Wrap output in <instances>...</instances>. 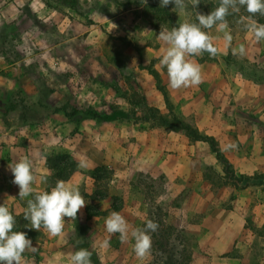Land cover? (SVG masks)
Segmentation results:
<instances>
[{"label":"crops","instance_id":"0c3cea01","mask_svg":"<svg viewBox=\"0 0 264 264\" xmlns=\"http://www.w3.org/2000/svg\"><path fill=\"white\" fill-rule=\"evenodd\" d=\"M28 1L34 2V0H0V26L10 23L15 26L4 31L9 38L7 45L0 40V205L5 204L9 207L16 217L17 224L14 230L26 232L32 245L37 248L35 253L25 252L26 258L33 264H71L70 257L76 251L75 245H77L76 227H84L82 225L84 219L103 214L101 209L112 207L114 204L112 200L117 196L122 198L123 204L115 205L118 208L113 212H121L125 206V196L133 207L138 205V201L132 196L138 195L140 187L130 181L138 173H146L151 178L160 175L166 179L193 178L196 181L191 192L193 199L195 196L198 198L200 196L205 207L208 203L211 205V183L204 180L203 171L207 166L215 167L217 159L205 142L191 139L182 130H168L151 120L149 126L139 128V123L132 117L116 118V115L122 113L119 110L107 107L101 110L96 107L82 108L81 106L88 99L87 93L74 96L73 100L77 99L80 102L78 104L81 105L76 104L77 116L74 114L69 117L58 104L65 96L63 89L57 86L52 89L50 86L48 95L41 94L37 80L44 85L49 84L53 79L58 81L56 78L58 76L52 75L55 70L52 66L55 64L60 68L73 66L74 59L71 54L76 49L69 44L71 36L66 25L56 26L57 37L53 40L46 37L45 29L34 23V19H42L41 8L30 9L26 5ZM38 6H43V2L38 1ZM48 11L54 14L53 19L57 20L55 10L48 8ZM85 30L88 32L87 37L94 31L87 27ZM222 39L220 37L214 40L221 60L210 58L199 62L195 58L202 66L203 75V82L198 86L180 90H173L169 86L166 68L159 64L165 48L162 41L155 47H145L148 58L142 57L141 61L144 64L152 60V67L158 71L173 104V111L184 120L191 119L199 130L215 138L222 154L237 170L236 175H250L254 171L264 173V155L258 151L260 143L257 140V138L262 140L261 131L264 127V83H255L249 78L243 79L238 76L234 71V64L226 63L222 59L229 51V47ZM259 43L251 32L245 30L237 36L232 45L237 47L243 44L248 58L250 55L256 57L255 52L260 54V58H264V45L257 47ZM252 47L255 48L253 51ZM82 49L86 50V47L83 46ZM59 57L63 60L54 64L53 62ZM136 64L138 65L139 61ZM18 65L22 67L33 65L37 69L36 73L17 74L15 70ZM143 70H146L143 77L145 81L138 78L126 79L128 81L125 84L129 86L127 95L131 96L132 93L139 92L143 95L147 106L156 108L160 114L167 116L162 94L156 88L153 76L145 67ZM15 86L20 88V99L12 91ZM100 97L99 93L98 98ZM247 102L253 103L252 112L256 114L255 119L259 123L256 125L249 118H243L244 123L247 124L243 127L244 125L238 120L241 111L235 110L239 108L238 105ZM62 105L66 106L67 111L70 110L66 101ZM245 138L250 139L247 141L248 145L254 146L255 151L252 156L245 150L239 151L240 145L236 144L237 141L243 144L247 140ZM229 144H235L237 147L227 149L226 146ZM59 154H67L77 163L76 169L66 179H58L55 170L47 163V159L54 161ZM239 154L241 159L238 158ZM25 156L33 162L38 178L35 185L37 191H50L58 180L78 186L80 189L86 183L83 192L87 199L95 204L89 206L86 204L78 212L75 221L65 217L64 231L58 237L50 236L43 228L38 232L18 227V218L23 216L27 206L26 201L32 197L23 200L19 198V187L12 183L14 177L9 165ZM99 166L111 170L107 178L109 188L105 191L93 185L100 181H95L92 177L93 170ZM40 176H46L47 180L51 179L53 183L41 184ZM135 186L136 188L132 189ZM96 204H99L98 209L93 211L91 207H97ZM103 204L105 207L101 206ZM208 209L211 211L209 214L185 225L186 231L196 237L201 248L193 254L196 262L251 264L247 252L243 250L245 242L242 236H239L241 225L236 227L234 232L230 228L234 223L239 224L236 216L240 207L224 212L225 217L232 218V223L229 219L225 223L223 220L219 234H214L216 226L213 228L211 224V218L217 209L214 206H209ZM125 218L129 225L134 227L131 217ZM207 243L208 247H206ZM233 248H236L235 254L229 255ZM64 259H67V263L63 262Z\"/></svg>","mask_w":264,"mask_h":264},{"label":"rangeland","instance_id":"374dc122","mask_svg":"<svg viewBox=\"0 0 264 264\" xmlns=\"http://www.w3.org/2000/svg\"><path fill=\"white\" fill-rule=\"evenodd\" d=\"M38 1H42L43 6L39 7ZM44 1L34 0V2L28 1L26 4L30 9L38 10L41 8L40 15L42 19H34V23L42 26L45 29V36L52 40L57 37L55 34L56 26L66 25L69 30L68 34L71 36L70 43H68L72 44L76 50L71 54L72 59H74V61L72 60L73 66L65 68L56 66L55 63L63 60L62 57L53 62L55 66H52V69L55 70H53L52 75H57L58 81L53 79L49 84L44 85L40 80H37L41 94L48 95L49 87L52 86V89H55L57 86L64 90L65 95L62 98L63 101L58 104L62 105L66 101L70 110H77L76 107L81 104H78L80 102L77 99L73 100L74 96L87 93V96H89L84 105L81 106L82 108L96 107L101 110L103 107H107L122 111L124 115L119 112L120 114L116 115V118L132 117L139 123V128L149 126L151 121H154L147 117V104L143 95L138 92L128 96L129 86H126L125 83L128 78L133 80L138 78L145 81L143 77L146 70H143V68L148 65L151 66L152 60L148 61L149 63L142 64L141 58H148L144 48L155 47L161 42L158 38L160 30H170L172 27H178L183 22L198 23L195 11L202 14H209L210 11L208 5L210 0H200V4L195 10L189 6L186 13L173 11L174 5L170 4L167 7L175 24L158 23L157 26L153 27L142 15L143 4L141 0H78L77 11L66 6L57 10L48 5L54 3L52 0H47L48 4L47 1ZM148 1H157L160 4V0ZM48 8L55 10L58 16L57 20L53 19L55 15L51 14ZM246 12V9L242 7L239 13L230 14L227 17L229 30L233 36L232 43L237 36L245 31L242 18L248 17ZM20 14L22 13L20 12ZM55 20L57 21L56 24ZM245 22L250 21L245 20ZM12 27L15 26L10 23V25L7 24L6 27L0 30V40L4 45L9 42V38L4 31L12 29ZM86 27L90 30L94 29L88 37ZM205 31H209L214 37L223 38V33L217 32L215 28ZM261 45H264V41H260L257 47ZM83 46L86 47V50H81ZM232 47L234 46L232 45ZM253 49L255 48L252 47V51ZM254 56L256 57L250 55V58L246 56L237 58L231 54L229 47L226 57L234 64V71L240 78L245 79L247 76L253 75V77L260 79L261 76H264V72L261 70L264 69V58H260L258 52H255ZM195 58L199 62L210 58L221 60L220 56L213 57L207 52ZM222 59L224 60V57ZM137 61H139L138 65L136 64ZM36 70L33 65L28 67L18 65L15 73L34 75ZM46 73H49V71H46ZM12 91L20 99L19 86L13 87ZM99 93L101 94L100 98H98ZM107 94H110V96ZM74 105L76 106L74 107ZM252 105L253 103H242L235 110L241 111L238 120L244 125L243 127L247 126L243 118H249L256 125L259 123L255 119L256 114L252 112L254 110ZM153 109L158 112V109ZM164 109L167 111L166 107ZM238 120L236 123H238ZM185 121L192 122L191 119ZM261 135L262 140L257 138L260 143L258 151L264 155V127H262ZM245 139L247 140L243 144L238 141L236 144L237 146L240 145L239 151L245 150L252 156L255 151L254 146L247 144L249 138ZM238 158L241 159L240 154ZM233 171L234 176L238 177L240 175L235 174V171H237L235 168H233ZM203 172L204 180L211 183V205H208V203L207 207H205V203L201 202L202 197L195 196V199L192 197L191 192L196 184L193 178L176 177L166 179L162 175L151 178L146 173H138L130 180L137 187H140L138 195L134 194L132 196L138 201V205L133 207L125 196V206L120 213L128 219L131 217L134 227L143 228L149 219L158 224V229L150 233L152 238L151 252L143 260L138 259L133 251L134 240L131 239L122 243L118 233L109 234L106 231L105 220L115 211L113 206L101 209L103 214H99L97 217L84 219L82 225L87 229L82 226L76 227V251L80 248L88 249L92 253V264H199L200 261L197 263L193 254L201 248L196 241V237L186 231L185 225L194 223L199 218L209 214L211 212L208 209L209 206H214L217 211L211 218V224L213 228L216 226L214 234H219V227L222 226L223 220L225 223L229 219V217H225L224 212L233 210L234 207H240L236 216V221L239 224L234 223L230 225V228L234 232L236 227L241 225L239 236H242L245 242L243 250L247 252L251 264H264V181L260 178H243L240 181L230 179L233 175L225 174L222 164L218 161L215 167L207 166ZM255 172L257 171L253 173ZM47 183L51 184L53 181L48 179ZM107 183L108 179L104 178L93 185L101 191H105L109 188ZM85 186L86 183L83 184L82 189H79L88 201L87 205H95L92 200L87 199V196H85L83 192ZM136 186L132 189H135ZM112 201L114 205L123 204L122 198L118 196ZM96 205L97 207L90 206L92 210L94 209L93 211H97L99 204ZM101 206L105 207V204ZM131 206L132 208H130ZM229 222L232 223V218L229 219ZM18 227L34 231L23 216L18 218ZM228 232L230 231L228 230ZM105 241H108L109 244L105 245ZM208 245L207 243L206 247ZM237 249L239 250V248ZM235 252L236 248H233L229 255L235 254ZM24 257L26 264H33L31 260L26 258L25 253ZM63 262L67 263V259H64Z\"/></svg>","mask_w":264,"mask_h":264},{"label":"clouds","instance_id":"9594fccd","mask_svg":"<svg viewBox=\"0 0 264 264\" xmlns=\"http://www.w3.org/2000/svg\"><path fill=\"white\" fill-rule=\"evenodd\" d=\"M147 5L148 0H141ZM174 5L173 11L186 13L189 6L193 10L198 7L200 0H160V7ZM249 14L242 18L244 28L253 34L257 42L264 41V24L252 19L257 15L264 16V0H219V6L209 14L196 12V22H183L170 30H160L158 38L165 48L159 59V64L166 68L169 86L173 90L198 86L203 82L202 66L195 57L207 52L215 57L219 49L215 46L214 37L209 31L213 28L223 33L226 46L231 54L237 58L246 56L243 44L232 47L233 36L229 30L227 17L237 14L241 8ZM245 20L250 22H245ZM227 149H234L235 144H229ZM14 177L12 183L19 187V198L27 199V206L23 218L29 222L31 229L40 231L45 229L52 237L60 236L65 228V217L75 221L78 212L88 201L85 200L78 186L58 180L50 191H37V175L32 160L25 156L14 164L9 165ZM41 184L47 183L46 176H40ZM17 221L12 211L5 204L0 205V264H26L24 253H35L37 248L32 245L27 233L16 231ZM106 231L109 234H119L122 243L134 240L133 251L138 259L146 258L152 248L150 233L158 229V224L149 219L143 228L131 227L126 218L119 212H112L105 220ZM109 242L105 241V245ZM92 253L86 248H80L71 255V264H92Z\"/></svg>","mask_w":264,"mask_h":264},{"label":"trees","instance_id":"16d2710c","mask_svg":"<svg viewBox=\"0 0 264 264\" xmlns=\"http://www.w3.org/2000/svg\"><path fill=\"white\" fill-rule=\"evenodd\" d=\"M45 0L44 2H46ZM53 4H48V1L46 2L48 5L52 6L53 8L60 10L63 9V6L72 8L73 10L77 11V4L78 0H52ZM208 5L210 8L209 13L214 10L216 7L219 6V0L215 1H208ZM247 16L249 15L246 12ZM142 15L147 19L149 24L153 27L157 26L158 23L168 24L172 23L175 24L174 19L171 17L168 7L162 8L160 7L159 2L157 1H148L147 5L143 4L142 9ZM254 18L258 23L264 24V16L257 15ZM4 27H6V24H3L0 26V30H2ZM227 56V55H226ZM224 57V60L226 63L231 62L228 57ZM148 72L153 76L155 80V86L160 91L163 97V101L165 104V107L167 109V116H163L159 112L155 111L152 107L146 105L147 109V117L154 121L155 124L164 126L168 130L171 131H184L187 136H189L193 140L203 141L205 142L210 151L214 154L215 158L218 162H220L223 166V172L225 174H231L233 176L230 177V179H235L237 181L242 180L243 178H260L264 181V173L261 172H255L252 175H246V174H240L238 177L234 176V171L232 164L229 162V160L222 154L219 147L216 144L215 138L212 135L206 134L198 129V127L194 123H190L176 115V113L173 111V104L171 103L168 94L165 90V87L162 83L161 77L158 73V71L152 67V65H148L145 67ZM262 72H264V69H261ZM247 78L251 79L255 83H264V76L260 79H257L253 77V75L247 76ZM60 109L64 112L66 116H72L75 114V110L72 109L70 111L66 110L65 105H61ZM56 160L50 161L47 159V163L51 168H53L56 172V176L58 179H66L77 167V163L69 157L67 154H59L55 158ZM111 174V170L99 166L96 167L92 172V177L95 181L108 178ZM264 189V185H263ZM114 209L116 210L118 207L113 204ZM164 246V245H163ZM161 249V247H160ZM162 250V249H161Z\"/></svg>","mask_w":264,"mask_h":264}]
</instances>
